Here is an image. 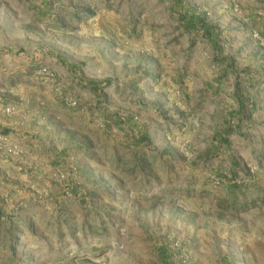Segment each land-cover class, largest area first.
Segmentation results:
<instances>
[{
  "label": "rangeland",
  "instance_id": "obj_1",
  "mask_svg": "<svg viewBox=\"0 0 264 264\" xmlns=\"http://www.w3.org/2000/svg\"><path fill=\"white\" fill-rule=\"evenodd\" d=\"M10 49L66 132L0 191V264H196L264 203V0H0Z\"/></svg>",
  "mask_w": 264,
  "mask_h": 264
},
{
  "label": "crops",
  "instance_id": "obj_2",
  "mask_svg": "<svg viewBox=\"0 0 264 264\" xmlns=\"http://www.w3.org/2000/svg\"><path fill=\"white\" fill-rule=\"evenodd\" d=\"M0 63L10 65V74L0 71V191L27 186L30 169L41 170L42 178L50 170L53 144H61L65 125L57 122L52 113L41 109L40 102L20 95L13 71L17 70L18 56L10 49ZM14 69V70H13ZM3 108L14 109L6 115ZM41 109L40 111H38ZM239 113L242 115L243 108ZM242 119V117H240ZM56 119V121H55ZM255 113L251 122H256ZM16 148L17 154L9 150ZM44 183V180H43ZM264 193V187L259 188ZM6 191V190H5ZM222 229L210 234L206 248L194 256L196 264H264V203L238 202L236 209L222 216ZM200 243V241H198ZM232 259H230V257Z\"/></svg>",
  "mask_w": 264,
  "mask_h": 264
},
{
  "label": "built area",
  "instance_id": "obj_3",
  "mask_svg": "<svg viewBox=\"0 0 264 264\" xmlns=\"http://www.w3.org/2000/svg\"><path fill=\"white\" fill-rule=\"evenodd\" d=\"M36 76L39 77L40 79L46 81V82L47 81L53 82L55 79L54 73L52 71H50V69H48V68L40 69L36 73ZM66 104H67V106L72 107V108H75L77 106V103L75 101H72L71 99H67ZM2 112L6 115H10V114H12L13 110L11 108H3ZM4 141H5V138L2 135H0V142H4ZM9 152L13 153V154H17V149L13 148V149L9 150Z\"/></svg>",
  "mask_w": 264,
  "mask_h": 264
}]
</instances>
